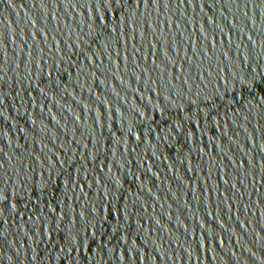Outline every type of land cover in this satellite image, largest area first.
Returning a JSON list of instances; mask_svg holds the SVG:
<instances>
[{"label": "water", "instance_id": "1", "mask_svg": "<svg viewBox=\"0 0 264 264\" xmlns=\"http://www.w3.org/2000/svg\"><path fill=\"white\" fill-rule=\"evenodd\" d=\"M0 264H264V0H0Z\"/></svg>", "mask_w": 264, "mask_h": 264}]
</instances>
